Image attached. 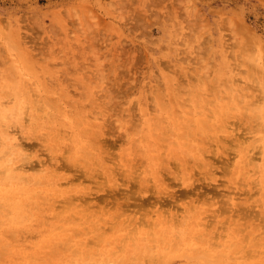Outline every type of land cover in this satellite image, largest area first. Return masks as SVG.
Returning <instances> with one entry per match:
<instances>
[{
  "label": "rangeland",
  "instance_id": "obj_1",
  "mask_svg": "<svg viewBox=\"0 0 264 264\" xmlns=\"http://www.w3.org/2000/svg\"><path fill=\"white\" fill-rule=\"evenodd\" d=\"M2 101L0 264H264V0H0Z\"/></svg>",
  "mask_w": 264,
  "mask_h": 264
},
{
  "label": "bare ground",
  "instance_id": "obj_2",
  "mask_svg": "<svg viewBox=\"0 0 264 264\" xmlns=\"http://www.w3.org/2000/svg\"><path fill=\"white\" fill-rule=\"evenodd\" d=\"M76 38V37H75ZM78 39V38H77ZM84 42V41H83ZM79 46V45H78ZM96 92V91H95ZM94 92V93H95ZM188 92H190V93H192L191 95H192V99H193V106H196V105H199V104H201V100H194V96L195 95H197L198 94V92L195 90V88H192V91H188ZM59 94H61V96L62 97H65L66 95H67V92L66 91H59L58 92ZM243 92L241 93V95L239 96V98H240V100H242V98H243ZM109 97V96H108ZM111 97V96H110ZM95 100L96 99H92V100H90V102H95ZM222 102L224 103V101L222 100ZM6 103V101L3 103V101L2 102H0V105L1 104H5ZM93 104V103H92ZM98 104V103H97ZM176 106H177V109L179 110V108H178V105H177V103L175 104ZM223 105V104H222ZM98 106H100L99 104H98ZM220 109V108H219ZM221 110L223 111V112H225L226 111V109L224 108V107H221ZM246 110V109H245ZM244 110V111H245ZM176 111V110H175ZM220 111V110H219ZM256 111H258V108L256 109ZM6 109L4 108V107H2V108H0V127H2V129H0L1 131L0 132H2V134H4L5 136H7L8 137V135H9V132H8V125H6V124H4L5 126L3 127L2 126V122L4 121V122H6L5 120H2V119H8L9 117L6 115ZM36 112L35 111H30V115H31V117L34 119V120H39V119H41L39 116L41 115H39V116H37L36 114H35ZM177 113V112H176ZM18 114V113H17ZM22 114V113H21ZM21 114H19V119L21 118V120H20V122H23L24 121V116H22ZM37 114H39L38 112H37ZM172 117H173V120L174 121H172V122H176L175 124H174V127H176V126H178V124L180 125H182V126H180L181 127V129H183V133L181 134V136L182 137H188L191 133H188L189 131H191L190 130V127L189 126H183V124L175 117V112L174 111H172ZM178 114V113H177ZM43 117H44V115H43ZM27 119H29V117L27 118ZM262 118H260V120H261ZM177 120L179 121V123H177ZM190 124V123H189ZM179 127V128H180ZM183 127V128H182ZM186 127L188 128V129H186ZM178 128V127H177ZM206 128H208V127H206ZM186 130V131H185ZM198 130L201 132V133H205V131L203 130V128L202 127H199L198 128ZM206 131H208V130H206ZM195 134V133H194ZM79 136V135H78ZM262 139V138H261ZM189 142L191 143V145H197V146H199V147H201V145L198 143V142H200L199 141V139L198 138H193L192 140L190 139L189 140ZM261 142V140L258 142V144ZM16 145H18V143L16 144ZM262 145V150L264 151V141H263V144H259V145H255V147H259L260 148V146ZM257 149V148H256ZM263 151H262V153H263ZM19 152H20V150H19ZM14 152H12L11 154H13ZM196 158H197V161H202V160H204L205 159V155H204V152L202 153H200V155L199 154H197L196 155ZM11 160V156H9V158L8 159H6V161H10ZM196 163V162H195ZM24 170V168H22L20 171H19V173L18 174H16L14 177H15V181H19L20 182V184H21V182L23 181V180H25L26 181V179H25V177L28 179V180H34L32 183L34 184L36 181H38L41 177H44L45 175H43V174H41V175H34V174H32L30 177L29 176H27L26 175V173H23L22 171ZM47 177V176H46ZM20 184H19V186H18V188H19V190H23L26 186H20ZM3 188V187H2ZM36 192V191H35ZM33 193L32 194V196H36V193ZM4 198V197H3ZM204 236H202V238H203ZM112 252V251H111ZM110 257H111V255H110ZM111 260L112 261H110V263L109 264H114V261L116 260V259H112V257H111Z\"/></svg>",
  "mask_w": 264,
  "mask_h": 264
}]
</instances>
